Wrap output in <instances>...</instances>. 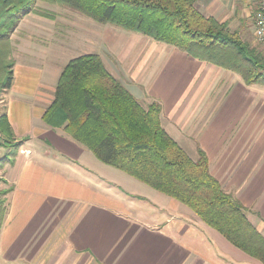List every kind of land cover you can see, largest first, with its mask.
<instances>
[{"label": "crops", "instance_id": "0c3cea01", "mask_svg": "<svg viewBox=\"0 0 264 264\" xmlns=\"http://www.w3.org/2000/svg\"><path fill=\"white\" fill-rule=\"evenodd\" d=\"M195 8L230 31L249 17L254 26L258 12L254 0H197ZM121 42L111 48L115 63L98 55L108 72L143 106L160 103L164 131L187 153L193 142L191 158L198 150L206 155L211 175L264 238V87L246 86L235 74L143 36L131 41L132 49L152 53L140 66L141 57H132L129 69ZM41 56L50 63L41 70L15 61L1 112L17 147L0 153L7 207L0 264H260L181 203L120 171L110 177L138 195L109 193L108 167L42 120L62 69L78 56L68 59L60 49Z\"/></svg>", "mask_w": 264, "mask_h": 264}, {"label": "trees", "instance_id": "16d2710c", "mask_svg": "<svg viewBox=\"0 0 264 264\" xmlns=\"http://www.w3.org/2000/svg\"><path fill=\"white\" fill-rule=\"evenodd\" d=\"M37 1L174 47L235 73L247 86L264 85V61L226 24L202 15L195 8L197 0H0L3 92L10 90L13 80L14 61L8 51L11 35L28 15H46L37 11ZM161 112L158 102L139 103L98 55L85 54L69 60L62 69L42 120L53 129H62L100 163L186 206L231 245L264 264V238L247 220L245 207L211 175L201 150L193 159L168 136L161 126ZM13 138L5 114H0V147L16 148ZM4 194L0 192V206Z\"/></svg>", "mask_w": 264, "mask_h": 264}, {"label": "rangeland", "instance_id": "374dc122", "mask_svg": "<svg viewBox=\"0 0 264 264\" xmlns=\"http://www.w3.org/2000/svg\"><path fill=\"white\" fill-rule=\"evenodd\" d=\"M36 9L37 11H39L40 14L43 12L46 13V15L45 14H43L42 16H39L37 14L28 15L20 22V25L17 27L18 29L15 30V32L10 37L9 49L11 50H8V48H6L5 52L7 53L8 51H11V59L12 61H14V65H15V61L17 62V64H19V66L26 65L27 64L26 62H33L36 63L35 67L41 70L42 69L41 66H43L45 63L47 65H50L49 61L47 60H44V62L42 61L43 58L41 54L50 53V52L54 53L55 49H60L66 52L68 59H71L72 57H76L79 55H84V53L86 52H90L91 54H95V55H100L101 53L107 54V56H105L106 57L105 62L110 61L111 63H115L117 56L114 54L115 51L113 49H115L117 46L113 47V45H117V43L121 44L122 43L121 41L127 42L126 45H122V46L118 45L119 48H122L120 50V53L125 54V59H127V63H125L123 67H129L130 69V65L132 64V57L134 58V60L140 59L141 57L139 62V66H140L142 62L147 58L148 52H150V54L152 53L151 51H148L145 55V49H143V47H140L139 49V47L135 46L132 49V44L138 43L142 35L129 32L121 28H117L110 24L96 23L90 18L82 14H79L78 12L72 11L62 6L53 5L42 1H37ZM240 21H242L241 22L242 24L241 26H239L240 28L237 29V31L235 30L230 31L229 29L228 31L230 33H235L239 37V39H241V41L248 44L250 49L254 50V54H253L254 56L264 61V41L263 42L257 41L254 34V26H253L252 18L249 17L244 20L242 19ZM131 41L132 42L135 41V42L131 43ZM112 47L113 49L111 50ZM33 51L38 53V55L33 56L34 53ZM4 61L5 60H3V62L1 61V64L3 63L2 65H4L5 63ZM6 61H8L9 63L11 62L10 60H6ZM135 66H136V62H134L133 64L134 70H135ZM224 71H226L227 73L228 72L232 73L227 70ZM262 73H264V69ZM147 74L148 73L146 72L143 76L146 77ZM3 76H4V71L1 72L0 70V81ZM142 85L143 84H137V88H140ZM251 86L264 87V85H251ZM8 97L9 95L6 94V92H3L2 89H0V114L1 112H3L5 101L10 100V98ZM189 143H190L189 144L190 147L193 149L194 143L193 142H189ZM190 147L185 145V149L192 154L191 152L192 150ZM0 148H2V150H0L1 151L0 153L3 152V149L9 150L10 152L12 151L11 147L1 146ZM189 153L187 154L189 155ZM107 167H108L107 174L105 173L103 174L107 176V178H111L109 179L111 181H108V184H106L109 193L114 192V194H118V195L122 193L124 194L123 198L125 197L130 198L138 195L135 194L134 192H130L128 190L122 189L119 184L115 183L118 182L119 179L118 178L115 179V177H110V175L112 173H118V172H116L115 169L109 166ZM119 176L120 174L117 177ZM1 200H3V204L0 206V220L2 219L3 221V218L7 210V207L5 205V199H3V195L1 196ZM92 264H95V262H93Z\"/></svg>", "mask_w": 264, "mask_h": 264}, {"label": "built area", "instance_id": "2783aa9c", "mask_svg": "<svg viewBox=\"0 0 264 264\" xmlns=\"http://www.w3.org/2000/svg\"><path fill=\"white\" fill-rule=\"evenodd\" d=\"M257 7V17L254 24V34L258 42L264 41V0H254ZM2 177L0 176V182Z\"/></svg>", "mask_w": 264, "mask_h": 264}]
</instances>
